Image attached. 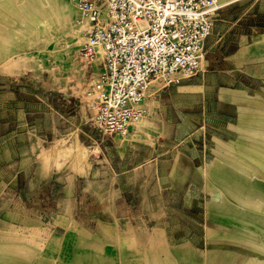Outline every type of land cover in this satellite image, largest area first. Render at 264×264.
I'll use <instances>...</instances> for the list:
<instances>
[{
	"label": "rangeland",
	"instance_id": "rangeland-1",
	"mask_svg": "<svg viewBox=\"0 0 264 264\" xmlns=\"http://www.w3.org/2000/svg\"><path fill=\"white\" fill-rule=\"evenodd\" d=\"M68 2L64 18L50 7L56 0H0V264H185L183 246L171 247L165 231L172 228L180 242L184 208L179 195L168 192L174 208L159 205L146 148L187 134L186 104L193 111L200 102L207 105L210 118L213 93L200 78L172 83L163 127L153 124L149 111L128 135L103 132L86 95L102 70V52L83 54L85 36ZM243 82L258 88L261 81ZM262 98L253 96L256 128L216 127L205 135H231V129L263 135ZM10 104L18 105L17 112ZM13 145L20 158L9 161ZM125 151L121 168L141 165L115 176L114 157ZM14 165L19 174L12 178ZM153 227L162 228V243L148 244L146 230Z\"/></svg>",
	"mask_w": 264,
	"mask_h": 264
},
{
	"label": "crops",
	"instance_id": "crops-1",
	"mask_svg": "<svg viewBox=\"0 0 264 264\" xmlns=\"http://www.w3.org/2000/svg\"><path fill=\"white\" fill-rule=\"evenodd\" d=\"M220 1L223 6L204 40L202 71L182 80L207 81L210 88L206 90L212 91L215 100L211 119L207 105L200 102L194 111L191 104L184 105L187 134L150 143L145 159L153 165L152 180H157L153 192L159 205L172 209L164 194L168 192L179 195L184 208L185 232L177 239L180 242L172 228L165 231L167 239L174 241L171 247L183 246L179 250L185 264H264V0ZM252 69L257 70L253 73ZM244 78L261 81L260 86L245 84ZM255 94L263 97V119L259 121L263 135H239L234 129L231 135H205L216 127L256 128ZM151 97L148 112L153 124L163 127L168 119L162 113L171 112V87ZM10 105L17 112L18 105ZM23 112L26 115L24 106ZM13 122L15 126L17 121ZM15 148L13 145L9 161L20 158ZM114 158L115 169L119 168L115 176L141 165L121 168L126 151ZM15 165L12 178L19 174ZM117 190L123 191L121 187ZM146 234H151L146 236L148 244L163 242L160 227L146 230Z\"/></svg>",
	"mask_w": 264,
	"mask_h": 264
},
{
	"label": "built area",
	"instance_id": "built-area-1",
	"mask_svg": "<svg viewBox=\"0 0 264 264\" xmlns=\"http://www.w3.org/2000/svg\"><path fill=\"white\" fill-rule=\"evenodd\" d=\"M71 1L85 36L83 54L102 52V70L86 93L96 108L94 124L121 136L148 115L152 95L202 71L204 40L223 6L220 0Z\"/></svg>",
	"mask_w": 264,
	"mask_h": 264
},
{
	"label": "bare ground",
	"instance_id": "bare-ground-1",
	"mask_svg": "<svg viewBox=\"0 0 264 264\" xmlns=\"http://www.w3.org/2000/svg\"><path fill=\"white\" fill-rule=\"evenodd\" d=\"M48 0H41V3H45V2H47ZM43 5H40V7H42ZM69 2H68V0H56V3H53V4H50V7H51V9L52 10H54V13H56V14H60L61 16H63L64 15V13H65V11L69 8ZM57 7H58V11L56 10L57 9ZM64 18H65V16H63ZM77 30V29H76ZM80 28L78 29V32L77 31H75V34L77 35V33L79 34V32H80ZM95 51H96V53L98 54V55H100V50L98 49V48H96L95 49ZM76 149V148H75ZM68 154V153H67ZM76 156V155H75ZM61 161V160H60ZM47 163V162H46ZM56 164H58V163H56ZM55 164V165H56ZM47 165V164H46ZM71 235V234H70ZM148 239V238H147ZM167 242V241H166ZM36 243V242H35ZM38 264H40V263H38Z\"/></svg>",
	"mask_w": 264,
	"mask_h": 264
}]
</instances>
